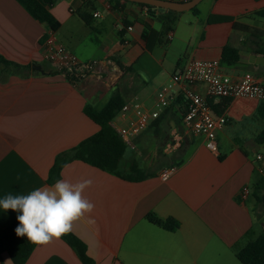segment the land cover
Instances as JSON below:
<instances>
[{"label":"crops","instance_id":"crops-1","mask_svg":"<svg viewBox=\"0 0 264 264\" xmlns=\"http://www.w3.org/2000/svg\"><path fill=\"white\" fill-rule=\"evenodd\" d=\"M124 1L56 0L50 13L59 27L53 32L16 0H0V58L29 67L16 74L0 64V198L54 185L47 179L55 157L99 131L84 108L100 111L115 92L124 105L150 109L189 60L220 61L227 45L238 50L239 61L220 65L221 73L233 80L244 73L264 78V47H256L264 46V28L254 24L264 0H203L204 8L184 20L162 11L151 17L145 7ZM164 18L173 20L170 30ZM50 34L79 61H98L95 72L74 83L52 71L42 58ZM193 90L204 94L202 86ZM209 101L215 115L227 118L217 132V153L190 133L177 150L164 152L171 134L182 131L185 102L175 101L133 138L135 150L127 147L121 161L124 170L137 164L142 179H121L77 160L62 167L59 179L93 180L84 196L95 209L70 233L95 264H242L236 251L264 233V211L253 196L264 168L257 142L264 129L261 106L245 98ZM127 119L118 113L110 126ZM171 166L174 172L162 181L159 174ZM243 187L250 190L246 199ZM18 214L0 209V228ZM150 214L179 227L164 230L146 219ZM0 264L13 263L3 253ZM25 264L81 262L59 238L36 246Z\"/></svg>","mask_w":264,"mask_h":264},{"label":"built area","instance_id":"built-area-1","mask_svg":"<svg viewBox=\"0 0 264 264\" xmlns=\"http://www.w3.org/2000/svg\"><path fill=\"white\" fill-rule=\"evenodd\" d=\"M174 2H187L189 0H170ZM98 17V14L94 15ZM166 38L170 40L172 34ZM42 58L52 71L61 74L71 82H78L93 74L98 61L81 62L76 56L61 44L53 34L46 37L42 44ZM204 87V94L193 90V86ZM185 102V111L182 116L181 133L174 131L164 146L165 153L177 150L182 143L183 135L193 134L204 138L207 150L217 153V132L227 124L225 115H215L209 105L212 99L245 98L259 104L264 103V78H256L250 73H244L233 80L221 73L219 60L191 59L184 68L175 73L170 82L161 88L155 96L152 107L146 108L140 103L124 105L120 114L127 116L126 125L112 123L111 127L122 142L131 150H135L133 138L144 131L149 124L158 118L161 111L173 104L178 97ZM257 160L261 157L257 156ZM174 172V167L163 169L159 174L162 181H166ZM264 178V168L259 169ZM250 194L248 187L240 191L241 199Z\"/></svg>","mask_w":264,"mask_h":264},{"label":"trees","instance_id":"trees-1","mask_svg":"<svg viewBox=\"0 0 264 264\" xmlns=\"http://www.w3.org/2000/svg\"><path fill=\"white\" fill-rule=\"evenodd\" d=\"M16 1L34 20L46 24L53 32L58 29L59 25L50 13V8L56 0ZM138 5L145 7L151 17L155 11H162L168 15L176 14L174 12L142 4ZM191 12L198 14L199 11L197 7H195ZM255 16L264 19V9L256 12ZM164 20L165 18L162 19V22H164ZM172 24L173 20H167L163 23L166 30H170ZM146 34L147 32H145L143 38L146 37ZM238 61L239 53L237 49L229 45L222 49L220 56L221 66L230 67L235 65ZM0 64L7 70L13 71L16 74H20L29 69L27 66H19L4 61L1 58ZM176 101L177 103L184 102L180 97H178ZM208 102L209 105H211V102ZM123 103L121 96L115 92L100 111H96L89 107L84 108L85 115L99 126V131L74 148L64 151L55 157L54 163L48 173L47 182L49 185L59 180L62 167L74 160L81 161L121 179L135 181L143 178L141 172L138 170L137 164H132L127 170L121 167V161L127 147L110 126V122L124 106ZM260 106L264 114V103L260 104ZM257 142L264 147V129L257 136ZM253 196L264 211V178L262 176L258 178V181L253 186ZM16 217L6 227L0 228V257L3 253H6L13 264H25L37 245L28 242L26 236L18 237L16 235L15 229L19 225ZM146 219L150 223L171 232L179 227V223L173 219L161 221L151 214L148 215ZM60 239L75 251L81 264H95L87 255L85 245L72 233L65 234ZM236 257L242 264H264V233L253 240H249L243 247L238 249L236 251Z\"/></svg>","mask_w":264,"mask_h":264},{"label":"clouds","instance_id":"clouds-1","mask_svg":"<svg viewBox=\"0 0 264 264\" xmlns=\"http://www.w3.org/2000/svg\"><path fill=\"white\" fill-rule=\"evenodd\" d=\"M91 178L75 183L59 179L50 187L36 188L27 194L8 193L0 198V209L16 211L19 222L15 233L28 242L46 246L73 231L74 222L90 216L95 205L84 196Z\"/></svg>","mask_w":264,"mask_h":264},{"label":"water","instance_id":"water-1","mask_svg":"<svg viewBox=\"0 0 264 264\" xmlns=\"http://www.w3.org/2000/svg\"><path fill=\"white\" fill-rule=\"evenodd\" d=\"M125 1L136 4H142L157 9L167 10L174 13H182L185 11H191L193 8L197 7L203 0H189L187 2H174L170 0H125Z\"/></svg>","mask_w":264,"mask_h":264},{"label":"rangeland","instance_id":"rangeland-1","mask_svg":"<svg viewBox=\"0 0 264 264\" xmlns=\"http://www.w3.org/2000/svg\"><path fill=\"white\" fill-rule=\"evenodd\" d=\"M207 1H204L203 3H200L198 6H197V9H203L205 4H206ZM179 14H182L180 16H182V20H184L185 18H192V13L191 11H185V12H182V13H179ZM255 26L258 27V28H264V19L263 18H259V17H256L255 18ZM256 47L258 48H261L263 49V45L261 44H256Z\"/></svg>","mask_w":264,"mask_h":264}]
</instances>
